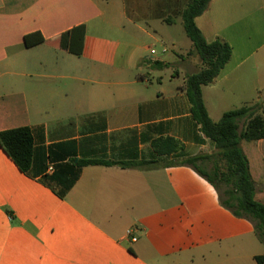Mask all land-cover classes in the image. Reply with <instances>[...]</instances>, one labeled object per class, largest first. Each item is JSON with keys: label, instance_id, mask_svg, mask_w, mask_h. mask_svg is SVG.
<instances>
[{"label": "crops", "instance_id": "1", "mask_svg": "<svg viewBox=\"0 0 264 264\" xmlns=\"http://www.w3.org/2000/svg\"><path fill=\"white\" fill-rule=\"evenodd\" d=\"M189 2L0 0V132L28 127L34 139L28 173L0 147V264H245L264 253L214 187L176 165L215 148L184 90L201 67L193 45L178 53ZM196 24L232 48L202 88L211 119L260 102L264 0H212ZM81 26L77 55L60 38ZM37 32L45 41L26 48ZM241 146L264 203V139ZM132 163L150 165L121 166Z\"/></svg>", "mask_w": 264, "mask_h": 264}, {"label": "trees", "instance_id": "2", "mask_svg": "<svg viewBox=\"0 0 264 264\" xmlns=\"http://www.w3.org/2000/svg\"><path fill=\"white\" fill-rule=\"evenodd\" d=\"M212 0H190L182 12L183 28L190 39L193 49L189 55L196 54L201 62L200 70L187 76L184 90L188 97L193 119L200 125L203 134L214 143V151L183 159L176 163L192 167L216 190L221 206L228 209L235 217L250 220L254 225L257 238L264 245V203L256 198V185L252 178L249 159L241 143L256 142L264 139V102L246 104L223 114L214 122L205 106L202 88L214 82L232 57L231 46L216 40L209 43L196 24V19L209 7ZM77 36L81 40L78 50L74 51L72 43ZM85 27L74 29L60 38L63 49L71 53H82V40ZM24 46L31 48L42 44L45 38L40 33L24 37ZM155 67L167 68L168 65L156 62ZM172 151L180 149L173 139ZM34 139L31 129L21 127L0 132V147L23 173H28L33 163ZM156 147V145H155ZM82 165H117L106 161H82ZM150 164H121L122 167L147 168ZM210 165L211 169L207 170ZM257 264H264V253L256 256Z\"/></svg>", "mask_w": 264, "mask_h": 264}, {"label": "rangeland", "instance_id": "3", "mask_svg": "<svg viewBox=\"0 0 264 264\" xmlns=\"http://www.w3.org/2000/svg\"><path fill=\"white\" fill-rule=\"evenodd\" d=\"M151 25H152V26H155L154 24H151ZM182 36H183V38H182V40H181V46L183 47V49H182V50H178V53H179V54H182V55H186V52H188V50L192 47V42H191L190 39L186 36V33L184 32V28H182ZM143 40H145L146 43H147L148 45L152 46V47H153L155 50H157L159 53H162V52H163V45H161L160 43H156V42H154V41H152V40H148V41H147V39H143ZM262 43H264V37L262 38ZM176 68H177V66H175V67H171V69H169V70H167V71L156 72V73H155L154 84L157 83V80H158V78H159L160 76H163L164 78H168L169 74H172V72L175 71ZM181 83H182V81H181ZM260 84H261V87H262V89H261L262 96H261V98H260V102H264V82H261ZM242 143H244V145H246V147H247V145H248L249 142H246V141L244 142V141H243ZM206 168H207V170H210V169H211V166L208 165ZM257 200H258V199H257ZM259 201H260V200H259ZM260 202H261V201H260ZM262 203H263V202H262ZM225 211H228V213L232 215V213H231L228 209L225 208ZM239 219H240V220H243V221H247V222L251 225V228H253L252 236H255V239H257V240H256L257 243H258L259 245H261V246L264 247V245L261 243V241L257 238V236H256V234H255L253 223H252L250 220L245 219V218H239ZM246 233L248 234V231H247ZM254 250H255V249H253L252 252H254ZM246 252H247L246 255H248V253L250 252V249L247 248V249H246ZM244 263H245V264H257V262L253 261V260L251 259V257H247Z\"/></svg>", "mask_w": 264, "mask_h": 264}, {"label": "built area", "instance_id": "4", "mask_svg": "<svg viewBox=\"0 0 264 264\" xmlns=\"http://www.w3.org/2000/svg\"><path fill=\"white\" fill-rule=\"evenodd\" d=\"M151 53H152V54H155V51L153 50V51H151ZM133 240H135V239H133Z\"/></svg>", "mask_w": 264, "mask_h": 264}]
</instances>
